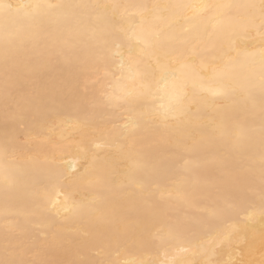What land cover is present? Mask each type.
Segmentation results:
<instances>
[{"label": "bare ground", "instance_id": "1", "mask_svg": "<svg viewBox=\"0 0 264 264\" xmlns=\"http://www.w3.org/2000/svg\"><path fill=\"white\" fill-rule=\"evenodd\" d=\"M0 264H264V0H0Z\"/></svg>", "mask_w": 264, "mask_h": 264}]
</instances>
